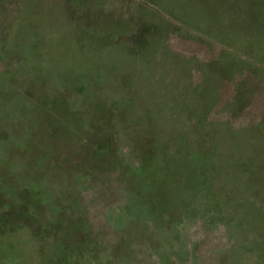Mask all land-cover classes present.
<instances>
[{
  "label": "rangeland",
  "instance_id": "rangeland-1",
  "mask_svg": "<svg viewBox=\"0 0 264 264\" xmlns=\"http://www.w3.org/2000/svg\"><path fill=\"white\" fill-rule=\"evenodd\" d=\"M0 264H264V0H0Z\"/></svg>",
  "mask_w": 264,
  "mask_h": 264
}]
</instances>
